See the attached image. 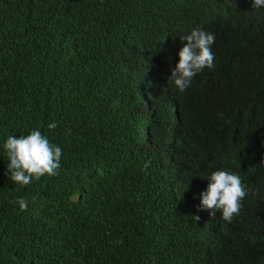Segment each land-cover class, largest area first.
Wrapping results in <instances>:
<instances>
[{
	"label": "trees",
	"instance_id": "16d2710c",
	"mask_svg": "<svg viewBox=\"0 0 264 264\" xmlns=\"http://www.w3.org/2000/svg\"><path fill=\"white\" fill-rule=\"evenodd\" d=\"M193 28L214 34L213 67L179 94L166 77ZM143 56L162 81L153 106L156 83L100 92ZM35 129L61 167L21 187L2 145ZM216 170L249 189L230 223L196 211ZM0 264H264V9L0 0Z\"/></svg>",
	"mask_w": 264,
	"mask_h": 264
},
{
	"label": "clouds",
	"instance_id": "9594fccd",
	"mask_svg": "<svg viewBox=\"0 0 264 264\" xmlns=\"http://www.w3.org/2000/svg\"><path fill=\"white\" fill-rule=\"evenodd\" d=\"M252 10L264 9V0H250ZM180 47L178 62L170 67V75L166 77L167 84L177 93H184L193 83L194 78L205 68H212L214 53L212 45L215 42L213 33L201 28H193L188 34L179 38ZM131 79H138L143 83H156L153 93L147 97L146 104L150 107L155 104L161 95L162 81L156 66L149 57L143 56L135 75H129L124 68L116 73L112 86L103 85L102 94L112 93L123 88ZM57 124H48L49 129H55ZM7 156L8 179L21 187L38 181L44 176H55L61 167L62 148L50 142L47 135L39 129L30 131L27 135H8L2 145ZM147 167V165H145ZM207 187L200 194L197 213L210 211L211 215L219 213L225 222H231L238 215L242 201L249 194V189L242 182L239 174L230 170H216L203 178ZM20 210H26L28 201L19 198L14 201ZM199 219V215L195 216Z\"/></svg>",
	"mask_w": 264,
	"mask_h": 264
}]
</instances>
